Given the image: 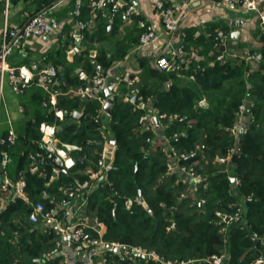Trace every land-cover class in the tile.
Wrapping results in <instances>:
<instances>
[{
    "label": "trees",
    "instance_id": "trees-1",
    "mask_svg": "<svg viewBox=\"0 0 264 264\" xmlns=\"http://www.w3.org/2000/svg\"><path fill=\"white\" fill-rule=\"evenodd\" d=\"M52 1L47 0L45 5ZM206 40L208 49L215 51L213 38ZM215 57L216 52L211 58L215 61ZM95 60L104 70L112 61L103 54L95 56ZM82 61L88 71H93L91 62L81 56L67 67L72 69ZM199 64L204 66L203 70H197L193 63L185 70L183 66L179 71L167 72L171 77L182 72L188 76L194 74V79L188 80L184 91L171 87L155 99V106L161 112L178 115L172 121L163 120L161 132L167 140L159 139V148L153 147V141L160 131L153 129V132L138 122L142 110L113 96L115 103L110 109L108 131L116 142L112 156L115 168L106 174L110 192L100 183L82 198H86L89 208L93 209V217L105 226L101 236L103 242L142 247L157 253L159 260L148 258L146 262L143 260L145 264H218L209 258L221 255L222 264H254L257 251L264 264V72L255 71L245 78L246 65L233 63L229 57L216 60L213 67L204 62ZM155 76L161 78L157 73ZM61 86L64 90L68 87L63 83ZM144 88L140 86L143 95ZM39 94L34 99L40 98ZM203 97L206 106L199 102ZM243 100H249L250 123L241 134L237 151L228 160V173L216 164L217 160L227 161V151L235 144L231 128ZM57 107L67 113L82 109L79 124L67 123L59 131V138L77 146L70 155L78 168L96 171L102 142L93 115L99 103L91 98L63 94L57 97ZM37 110L35 122L27 123L25 133L18 135L13 145L0 142V152L7 150L13 159L12 166L7 168L10 181L17 178L20 169L25 179V196L11 198L0 210V264H59L58 256L33 262V258L41 257L55 246L57 236L51 228L45 232L32 228L26 219L36 202H42L45 209L53 205L51 197H42L43 191L58 201L69 197L66 191L73 190L75 180L83 181L89 176L73 168L65 169L47 183L52 168L48 162L46 176L29 171L27 152L40 146L39 123L52 122L54 118L47 108L37 106ZM173 133L178 136L173 137ZM147 138L152 139L148 141ZM203 143L204 149L195 150L196 144ZM166 144L178 152L186 151L187 156L178 163L194 164L196 171L205 177V182L199 184L194 194L189 187L185 195H180L184 186L174 181L177 170L165 175L166 162L172 159L171 153L165 150ZM229 175L239 179L236 189ZM236 193L246 196L244 216L221 232L223 222L219 213H232L236 209ZM137 197L142 198L145 207L134 200ZM126 198L133 199L128 208L124 205ZM202 198L203 203L200 202ZM115 258L118 264H126L119 255Z\"/></svg>",
    "mask_w": 264,
    "mask_h": 264
},
{
    "label": "crops",
    "instance_id": "crops-1",
    "mask_svg": "<svg viewBox=\"0 0 264 264\" xmlns=\"http://www.w3.org/2000/svg\"><path fill=\"white\" fill-rule=\"evenodd\" d=\"M46 1L47 0H10L9 3L8 0V6L6 8L7 23H23L26 18L35 10H37L38 8H41V10L45 8L47 6L45 5ZM126 1L129 4L134 5L136 11L129 17H126L124 14L118 13L115 16L112 24H108L103 18L100 17L91 20L89 29L83 32V37L78 43V46L80 48V51L78 53H66V48H69L74 44V41L70 37V31L73 28V19H71L69 15L70 11L73 8L74 0H61L54 7L50 8L46 13L48 16H53L59 20V22L61 23L59 31L48 36L29 37L12 47L11 53L8 56V63L10 65H26L33 71L40 65V63L61 65L62 70L58 74V86L56 87L61 93L55 96L54 104H52L50 102V95L45 92L41 86L32 84L25 90L24 93L15 94L11 90V87L8 84L7 80H5L2 84L0 93V138H5L11 130L16 135V138H18V135H23L26 131L27 123L35 122L36 113L38 111L37 106H40L42 108H47L48 112H52L54 118L52 122L46 120L41 121L39 123V127L41 123L54 125L56 127L55 136L59 141L58 143L60 144L65 142L59 138V131L63 126H66L67 123L79 124V118L82 114V109H73L70 111L72 112L71 114L65 113L61 119H58L54 114V110L61 109L57 107V97L59 95L67 94L66 91L82 84V81H80L77 77V73L79 70L85 71L89 77L95 71V69H93V71L91 72L88 71L86 64L83 61L77 63L76 65H73L72 69L67 67L73 64V59H75L77 56H81L83 60H87L90 62L92 61L91 57L95 58V56H99L102 54L106 58H111L112 61L110 65L114 64L115 67L112 72L106 76V85L109 86L110 80L113 76L117 75L119 77L118 82H116V84L112 88L114 97L117 96L121 101H123L121 95L118 96V94L130 90V87L128 86V80L133 78L135 79L138 87H145L144 95L150 96L151 101L147 105L146 110L142 111L148 112L150 114H152L151 112H153L154 110L160 111L155 106V99L158 96H163V92L168 91L171 87H175L180 92L184 91L188 87V80H191L189 79L186 72L177 73L175 76L171 77L167 72L161 71L156 65V58L160 54H162L169 46L182 43L186 48V61H184L185 63H183L184 70L189 64H199V62H204L206 63V65H209V63L213 61V65H209L210 67H213L216 60L214 61L211 57L216 51H211L212 49H208V46H206V32L208 31L215 32L218 29L223 30V32L227 36V45L232 50V54H228L227 57L231 58L233 63L243 62L246 65L245 78H247L250 73L255 71L260 73L264 72V39L262 38L259 29V22L264 20V0H258L256 9L254 10H248L240 4H225L222 0H165V2L167 3L175 4L178 8L179 23L177 28L171 33H166L162 30L161 22L158 19V16L154 11L150 0ZM4 15L5 14L3 13V8L0 2V38L1 30L4 24ZM133 18H138V20L141 19L145 23L152 24L155 27L156 31H158L159 33L158 37L151 44L139 47L137 50H135L136 52H133L132 50L138 43V38L140 33L143 31V28L140 27L138 21ZM82 19L85 21L90 20L86 2H84L82 8ZM181 33H184L183 37L181 36ZM93 34H95V36H92ZM90 36L92 37L91 39L89 38ZM94 43L98 45L97 47H95V49L92 48V44ZM126 45L129 46L125 54L121 56L122 51L125 50ZM88 46L91 47L88 48ZM39 48H42L41 54L33 51V49L35 50ZM50 52H52V54H50ZM91 53H93L94 55L91 56ZM35 54H38L36 58ZM251 54L254 57L252 59H248L247 56ZM126 55H128V57ZM257 55L261 56L259 61H257L256 59ZM54 60L59 61L53 63ZM95 62L98 63L97 60H95ZM80 64H82L83 66H79ZM98 65L100 66L101 71L104 70L102 69L101 64ZM156 73L158 76L161 75L160 79H162V82L157 76H155ZM130 75L132 76L131 78H129ZM165 76H167L166 79L164 78ZM77 79L79 81L78 83ZM35 80L39 81L38 77H36ZM62 83L64 85H68L67 89H62ZM37 94H39L40 98L34 99ZM67 95H69L70 97L74 96L70 93H68ZM245 101H247L248 103L247 110L240 117H237L235 115L234 124H236L237 126V131L233 132L231 128L232 135L234 136L235 140L234 146L236 151L239 147L241 134L242 132H245L248 124L250 123L251 116L248 110L250 104L249 100ZM199 102L203 106H206L205 97H203V99ZM74 112H78L79 116L74 118ZM167 116L168 117L166 118H168V121H172L178 115L174 113ZM164 119H158L157 117L152 116L151 130L153 132V129H157L158 131H160V133H158L159 135L156 138L157 140L153 141V147L155 149L160 147L158 141L159 139L164 141L167 140L165 135L161 132V129L163 130L165 124V121H163ZM109 122L106 123L107 131ZM39 127L38 130L40 132ZM108 133L110 134L109 131ZM174 134L178 136L177 133H173V135ZM159 136H163V138H159ZM200 146L201 149H204V143ZM165 148L166 151L170 152V148H173V146L166 144ZM39 149L40 148H37L32 152H35ZM176 152L181 153L178 151ZM182 152L186 153V151ZM29 153L30 152H27V158L29 160L28 169L30 172H33L30 170L31 160L29 158ZM10 157L11 161L9 165L12 166L13 159L11 155ZM229 159L230 157L226 159L227 161L224 162L223 160H217L216 165L220 167V170H225L226 172L230 173V169L228 166ZM46 160L49 163L48 158H46ZM66 163L71 166L68 168L63 167L64 170H71L73 168L76 169L75 172L79 174H89L90 172L89 169L78 168L79 166L75 163L70 154L67 157ZM20 170L17 175L21 171H23ZM59 171L60 170L52 165L51 173L49 175L47 183L50 182V180H52ZM37 172L41 176H46L47 174V171L45 175L40 171ZM13 175L16 176L15 174ZM98 178L95 181L96 184L101 183L97 181ZM229 178L230 181L231 178H234V181H231V183L233 184V189H236V186L239 184V179L232 175H229ZM174 181L175 183L184 186L183 188H181V191H183L184 189L187 190L190 187L188 179L180 173H178L177 178H175ZM103 182L109 183L106 176L103 177L102 183ZM91 190L92 189H90L89 191ZM62 191L64 192L65 190L62 189ZM69 191L71 192V194L68 193ZM13 193L14 188L12 186L5 193L0 191V202L2 204L0 210L5 208L11 198L18 197ZM43 193H45V196L43 195ZM75 193L76 192L73 190L66 191V194L69 197L64 198H68L70 200L71 206L69 208L65 207L58 210L57 218L59 220V224H69L73 221L76 215H80L82 219H85L87 221L89 231L95 235H100L101 237L105 230L104 224L97 221V219L93 217V209L89 208L86 198H82L83 194L75 195ZM41 194L44 198L51 197V202H57L54 200V196H50L46 191H43ZM235 198V208H241L243 218V205L245 203L246 196L236 193ZM142 205L144 207L146 206L144 201L142 202ZM232 213H227L224 211L222 214L219 213V215L220 217L229 216ZM90 219H94L95 225H99V228H96L95 225H89ZM26 220L32 228L38 229L39 231L45 232V230L48 228L53 229L55 235L57 236V239L55 246L51 249H55V251L50 257L58 256L59 264H69L71 260L79 258L73 252L72 244L69 238L64 236L61 237L56 234L55 228H53V226H45L42 222L33 223L28 220V217ZM40 224H43V227H39ZM229 224L230 223L226 224L225 222H223L220 229L224 226L225 232ZM35 226H37V228ZM117 252H115V250H113L111 247L103 246L102 248V253L107 256L108 259L110 257L118 255ZM128 258L130 259V261L132 260L131 262L133 263L137 261L136 259L138 257L130 255L128 256ZM109 264H112V262H109Z\"/></svg>",
    "mask_w": 264,
    "mask_h": 264
},
{
    "label": "built area",
    "instance_id": "built-area-1",
    "mask_svg": "<svg viewBox=\"0 0 264 264\" xmlns=\"http://www.w3.org/2000/svg\"><path fill=\"white\" fill-rule=\"evenodd\" d=\"M108 2L107 4L105 2ZM154 11L156 12L158 19L161 22L162 30L166 33L173 32L179 23L178 8L173 3H167L165 0H150ZM225 4H240L248 10L256 9L258 0H222ZM86 2L88 7V15L90 20L85 21L82 19V8ZM8 6V0H5V8ZM55 6V5H54ZM53 6V7H54ZM41 11V10H40ZM36 12L30 14L26 20L21 24H8L6 18V10L4 15V24L1 30L0 38V93L2 89V84L7 80L11 87V90L15 94H22L25 90L32 84L41 86L45 92L50 95V102L54 104V98L61 92L56 88L58 86V74L62 70V66L59 64L51 63H40V65L33 71L26 65H10L8 63V56L11 53L12 47L17 45L22 40L29 37H41L48 36L60 30L61 23L53 16H48L47 12ZM136 11L134 5L129 4L126 0H74L73 8L70 11V18L73 19V28L70 31V37L74 41V44L66 48V53L74 54L80 51L78 46L79 41L83 37V32L90 27V21L94 18H103L108 24H112L115 16L118 13L124 14L129 17ZM140 27L143 31L140 33L138 38V46H145L151 44L159 35L155 27L152 24L145 23L142 20L138 21ZM259 29L262 38L264 39V20L259 22ZM184 36V33H181ZM207 37L213 38V48L216 51L215 60H224L228 54H232V50L227 45V36L223 30L218 29L215 32H206ZM221 46L224 49L221 50ZM254 56L248 55V59H252ZM185 50L184 45L179 43L177 45L169 46L166 50L156 58V65L158 69L163 72L179 71L185 63ZM213 65V61L209 63ZM114 65L105 70L103 73L100 69L95 70L94 73L89 77L87 73L83 70H79L77 77L82 84L69 89L66 93L73 94L79 98H91L99 103V107L96 109L93 120L96 123V129L99 133V139L102 142V148L100 152V157L98 158L97 170L89 173L88 179L83 181L75 180L73 191L78 194H87L90 189H94L97 185L95 183L99 176L105 177L106 174L115 168L112 155L115 149V145L112 146L110 151V156L106 157V148L109 146L110 134L107 131L106 123L110 121L111 114L104 109V104L107 102V98L101 93L103 89L107 86L106 76L112 72ZM197 70H203L204 66L196 64ZM35 76L38 77L39 81L35 80ZM189 79H194V74H189ZM129 91L118 94L121 95L122 100L129 103L133 108L137 110L145 111L147 105L151 101L149 97H145L141 91L140 87L137 86L135 79L128 80ZM45 104V103H44ZM247 101L243 100L236 111V116L240 117L247 110ZM67 113L65 110L56 109L54 114L56 118L61 119L63 115ZM71 114L72 112H68ZM142 112L138 118V122L142 124L145 128H152V116L158 119H164L168 117L166 113L154 110L151 112ZM40 149L35 152L29 153V158L31 160L30 170L40 171L42 174H46L45 165L47 163V155L53 154L54 161L64 168H68L71 165L66 163L67 157L70 152L77 148L75 144L72 143H58V139L55 136L56 127L54 125L41 123L40 124ZM232 131H237L236 124L233 125ZM177 135L174 134L173 137ZM163 138V136H159ZM152 138H147L151 141ZM16 140V135L11 130L5 138H0L1 143H6L8 146L13 145ZM200 144L195 145V150H200ZM236 151L235 146L228 149V156H231ZM170 153L172 159L166 162L165 175H170L174 170L186 177L190 183V193L194 194L197 192L199 184L205 182V177L198 174L193 166V164L185 165L179 164L181 158L187 156V153L181 152L177 153L174 148H170ZM11 161V157L7 150H2L0 152V191L5 193L11 186L14 188V193L16 196L24 197V187L25 179L23 174L20 172L14 182H11L7 176V168ZM100 183V182H99ZM102 183V182H101ZM108 183V182H107ZM109 184V183H108ZM12 194V195H13ZM45 196V193H43ZM183 196V195H182ZM137 202L142 204V200L137 197L135 199ZM200 202H204L201 199ZM132 203V199L126 198L124 200V205L128 208ZM71 203L68 198H62L55 202L52 207L45 209L42 202H36L31 211L28 214V220L33 223L42 222L45 226L55 225V232L61 237H68L71 244L73 252L79 257L71 260L69 264H109V259L102 253V248L105 246V242L102 241L100 235H95L91 233L88 229V224L85 219H82L80 215H76L72 222L69 224L61 225L57 218L58 210L60 208L70 207ZM2 204L0 202V208ZM242 218V210L237 207L235 211L229 216H222V222L233 223L239 222ZM95 224V223H94ZM225 227L223 226L220 231L224 232ZM257 238L256 234H253ZM264 238V236H263ZM58 244V243H57ZM111 245L116 246L121 249V245L118 243H111ZM142 254L143 258L146 259H156L159 260L158 255L155 251L146 250L142 247H132ZM123 253L120 250H115L117 254L126 259L128 256L132 255L129 250L123 249ZM55 249L43 253L39 258H33V262L38 263L41 259L49 258ZM217 260L216 263L222 264L221 260L223 255L217 257L212 256ZM262 261V259H256L254 264Z\"/></svg>",
    "mask_w": 264,
    "mask_h": 264
},
{
    "label": "water",
    "instance_id": "water-1",
    "mask_svg": "<svg viewBox=\"0 0 264 264\" xmlns=\"http://www.w3.org/2000/svg\"><path fill=\"white\" fill-rule=\"evenodd\" d=\"M61 0H54L53 2H51L50 4H48L45 8H43L40 12H47L50 8H52L54 5H56L58 2H60ZM106 4L108 3L107 1L105 2ZM221 50L224 49V46H221L220 48ZM91 56L94 55L93 53L90 54ZM260 55H257L256 59L257 61L260 60ZM91 64L93 66V68L95 70H98L100 69V66L95 62V61H91ZM103 73H105V70H102ZM37 76H35L36 78ZM132 76L130 75L129 78H131ZM128 79V78H126ZM119 80V77L117 75L113 76L110 80V84L109 86H106L104 89H103V93H104V96L107 98V102L104 104V109L107 111V112H110V109H111V106H112V103H113V92H112V88L113 86L116 84V82H118ZM73 116L74 118L78 117L79 116V113L78 112H74L73 113ZM110 139V142H109V146L106 148L107 150V153L105 154L106 157H109L110 156V151L112 149V146L115 145V139L113 137V135H110L109 137ZM48 158V161L50 164H52L54 167H56L58 170L60 171H64V168L62 166H60L59 164H57L55 161H54V155L53 154H48L47 156ZM103 180V177L102 176H99L98 178V182H102ZM231 181H234V178H231ZM102 186L104 187V189L107 191V192H110V187H109V184L107 182H103L102 183ZM69 194H71V192L69 191L68 192ZM75 195H78V193H75ZM140 198V197H139ZM141 199V198H140ZM95 221L94 219H90L89 220V225H95L94 224ZM37 228V226H35ZM39 227H43V224H40ZM96 228H99V225H95ZM53 228H55V225H53ZM173 228L176 229V224L174 223L173 224ZM256 243V240H254V244ZM105 246L106 247H111L113 250H117V247L116 246H113L109 243H105ZM122 249H125V250H129L131 252V254L134 256V257H143L142 254H140L137 250H135L134 248H132L131 246H122L121 247ZM257 256L259 259H261V253L259 251H257ZM209 261H212V262H217V260L213 257H210L209 258ZM125 263L126 264H137L136 262H131L129 258H126L125 259ZM257 264H263L262 261H259L257 262Z\"/></svg>",
    "mask_w": 264,
    "mask_h": 264
},
{
    "label": "rangeland",
    "instance_id": "rangeland-1",
    "mask_svg": "<svg viewBox=\"0 0 264 264\" xmlns=\"http://www.w3.org/2000/svg\"><path fill=\"white\" fill-rule=\"evenodd\" d=\"M1 2V5H2V8H3V13L5 14V10H6V8H5V0H1L0 1ZM9 3H10V0H9ZM3 4H4V6H3ZM34 13V12H33ZM32 14V13H31ZM57 19V18H56ZM133 19H135L136 21H139L138 20V18L136 19V18H133ZM58 20V19H57ZM141 20V19H140ZM59 21V20H58ZM61 21V20H60ZM135 23V22H134ZM98 45L97 44H92V48L93 49H95V47H97ZM89 47H91V46H88V48ZM139 48V46H138V43L135 45V47H134V49L132 50L133 52H136L135 50H137ZM42 49V48H41ZM40 48L39 49H33V51L34 52H36V53H38V54H41V52H42V50H41ZM37 54V55H38ZM50 54H52V52H50ZM129 54V53H128ZM36 54H35V58H36V56H37ZM127 57H128V55H126ZM125 56V57H126ZM92 58V60H94L95 61V58L94 57H91ZM114 64H112V65H110L108 68H110L111 66H113ZM79 66H83L82 64H80ZM85 66V65H84ZM145 97L147 98V97H149L150 98V96H147V95H145ZM229 157H231V156H228L227 155V157H226V159H228ZM193 166H194V164H193ZM195 168V167H194ZM196 170V169H195ZM198 174H200L198 171H196ZM203 176V175H202ZM93 189V188H92ZM185 190L186 189H184L183 191H181L180 192V195H185ZM136 199V198H135ZM134 199V200H135ZM132 201H133V199H132ZM122 246V245H121ZM117 250H120L121 251V253H123V249L121 248V249H118L117 248ZM119 254V253H118ZM157 254V253H156ZM42 256V255H41ZM115 256H117V255H115ZM115 256H113V257H110L109 258V262H112V264H118L116 261H117V258H115ZM39 258V257H38ZM141 258H143V257H138L136 260V263H138V264H145L144 262H143V260L146 262V257H144L143 259H141ZM156 260V259H155ZM132 261V260H131Z\"/></svg>",
    "mask_w": 264,
    "mask_h": 264
}]
</instances>
